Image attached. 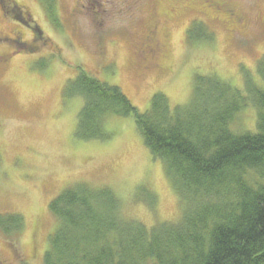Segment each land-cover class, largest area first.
<instances>
[{
  "label": "rangeland",
  "instance_id": "rangeland-1",
  "mask_svg": "<svg viewBox=\"0 0 264 264\" xmlns=\"http://www.w3.org/2000/svg\"><path fill=\"white\" fill-rule=\"evenodd\" d=\"M9 2L26 9L25 23L10 17L2 31L9 35L20 26L28 52L0 67V215L21 216L23 224L13 234L0 229V264H44L59 228L50 204L77 185L111 190L121 220L149 232L183 217L185 200L133 118L107 119L109 140L76 137L84 100L69 91L81 70L121 88L140 113L150 110L157 94L184 110L197 79L218 78L251 99L232 130L257 132L253 94L264 88L259 74L264 0H223L244 21L239 28L201 13L199 0H0V5ZM154 12L164 47L145 58L141 42ZM201 34L211 40L198 38ZM7 46L0 44V52Z\"/></svg>",
  "mask_w": 264,
  "mask_h": 264
},
{
  "label": "trees",
  "instance_id": "trees-1",
  "mask_svg": "<svg viewBox=\"0 0 264 264\" xmlns=\"http://www.w3.org/2000/svg\"><path fill=\"white\" fill-rule=\"evenodd\" d=\"M259 67L264 82V60ZM195 86L184 110L157 94L150 110L140 113L121 88L81 70L69 91L84 100L76 137L109 140L107 119L133 118L186 208L180 222L149 232L121 220L111 190L74 186L50 204L59 228L44 264H264V88L253 94L257 132L240 135L231 125L251 99L214 77L199 78ZM22 224L21 216L0 215L6 234L19 232Z\"/></svg>",
  "mask_w": 264,
  "mask_h": 264
},
{
  "label": "flooded vegetation",
  "instance_id": "flooded-vegetation-1",
  "mask_svg": "<svg viewBox=\"0 0 264 264\" xmlns=\"http://www.w3.org/2000/svg\"><path fill=\"white\" fill-rule=\"evenodd\" d=\"M200 4V11H203L201 13H204L205 15H210L214 21H217L218 23L224 24H231L235 28H239L244 26V21L240 19L236 12L223 0H199ZM133 5V3H132ZM171 5H173L171 3ZM15 6V7H14ZM12 6V2H9V5L3 6L0 5V44L7 43L8 46L6 49L2 50L0 52V67H3L4 65H7L9 62H11L13 59L18 57L21 52H28L24 46L27 44L24 41V34L22 32V28L20 26H14L13 30L9 35H7L5 32L2 31L3 29V22L8 20V18H13L15 21L18 22V24H24L25 20L23 18V15L21 14L22 9L14 5ZM82 8V6H80ZM172 8V7H171ZM191 9V7H190ZM26 10V9H24ZM192 10V9H191ZM14 13L16 16H13ZM25 14H30L26 12ZM159 13L154 12L153 15V22L152 26H150L147 30V32L144 34L142 42H141V55L143 57L150 56L151 58L154 57L157 53L162 51V48L164 46V39L162 38V35L159 33V25L157 21V15ZM162 14V13H161ZM33 30V29H32ZM42 32H38L37 36H41ZM161 37H160V36ZM35 42L38 41V38H35ZM12 47L15 49V52L8 51V48Z\"/></svg>",
  "mask_w": 264,
  "mask_h": 264
}]
</instances>
